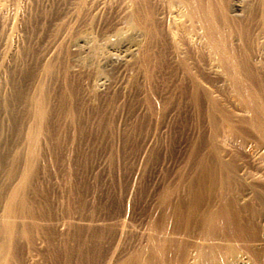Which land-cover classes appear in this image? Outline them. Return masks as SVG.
Listing matches in <instances>:
<instances>
[{"label":"bare ground","instance_id":"6f19581e","mask_svg":"<svg viewBox=\"0 0 264 264\" xmlns=\"http://www.w3.org/2000/svg\"><path fill=\"white\" fill-rule=\"evenodd\" d=\"M130 1L129 28L142 35L140 68L146 77L155 66L178 75V92L206 128L189 145L186 169L157 192L142 228L111 217L87 227L89 243L43 242L51 264H264V0H168L176 9L168 24L157 0ZM54 71L47 63L26 94L19 150L5 171L0 164V264H29L21 251L38 246L23 237L49 234L35 203L41 143L59 127L47 81ZM63 114L74 122L72 109Z\"/></svg>","mask_w":264,"mask_h":264},{"label":"rangeland","instance_id":"374dc122","mask_svg":"<svg viewBox=\"0 0 264 264\" xmlns=\"http://www.w3.org/2000/svg\"><path fill=\"white\" fill-rule=\"evenodd\" d=\"M165 1L157 0L168 24L176 9ZM80 2L0 0L4 171L9 154L20 147L16 135L23 128L26 94L32 92L44 66L55 65L47 81L52 120L59 127L41 143L35 203L49 234L39 230L31 241L23 237L39 247L21 251L31 258L29 264H51L43 242L89 243L90 235L83 232L92 223L120 219L142 228L157 192L177 171L186 169L189 145L206 128L196 107L178 92V75L171 77L168 69L155 66L146 77L140 68L142 35L128 25L131 1ZM216 77L212 84L221 92L225 86ZM218 91L214 93L220 96ZM5 99H12L7 106ZM67 108L74 113L72 124L63 114ZM55 223L62 226L56 228Z\"/></svg>","mask_w":264,"mask_h":264}]
</instances>
